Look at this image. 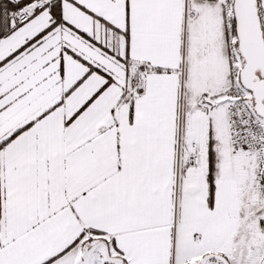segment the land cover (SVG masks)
<instances>
[{
    "label": "snow or ice",
    "instance_id": "obj_1",
    "mask_svg": "<svg viewBox=\"0 0 264 264\" xmlns=\"http://www.w3.org/2000/svg\"><path fill=\"white\" fill-rule=\"evenodd\" d=\"M0 264H264V0H0Z\"/></svg>",
    "mask_w": 264,
    "mask_h": 264
}]
</instances>
